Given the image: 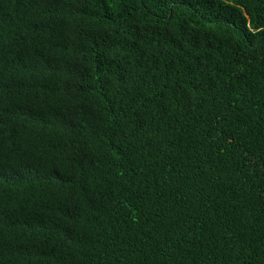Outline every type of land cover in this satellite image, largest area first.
Returning <instances> with one entry per match:
<instances>
[{
    "label": "trees",
    "instance_id": "obj_1",
    "mask_svg": "<svg viewBox=\"0 0 264 264\" xmlns=\"http://www.w3.org/2000/svg\"><path fill=\"white\" fill-rule=\"evenodd\" d=\"M0 264H264V0H0Z\"/></svg>",
    "mask_w": 264,
    "mask_h": 264
}]
</instances>
